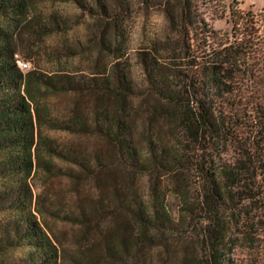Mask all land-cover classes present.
<instances>
[{
    "label": "trees",
    "instance_id": "trees-1",
    "mask_svg": "<svg viewBox=\"0 0 264 264\" xmlns=\"http://www.w3.org/2000/svg\"><path fill=\"white\" fill-rule=\"evenodd\" d=\"M197 3L0 0V264H264V9L220 3L217 17L229 29L215 30ZM44 4L73 5L102 23L87 27L84 44L76 40L57 55L66 61L97 52L90 73L18 67V40L74 26L56 9L43 12ZM139 7L162 11L167 31L131 48L126 26ZM56 95L90 96L96 105L90 114L76 105L58 118L47 102ZM52 131L103 137L111 165L130 183L113 185L107 205L97 204L124 220L70 255L44 224L59 211L33 185L41 177H74L55 160L87 166L47 135ZM141 176L151 184L147 201L132 188ZM81 207L64 221L87 229ZM9 250L20 253L5 263Z\"/></svg>",
    "mask_w": 264,
    "mask_h": 264
},
{
    "label": "rangeland",
    "instance_id": "rangeland-1",
    "mask_svg": "<svg viewBox=\"0 0 264 264\" xmlns=\"http://www.w3.org/2000/svg\"><path fill=\"white\" fill-rule=\"evenodd\" d=\"M236 1L240 10L256 13L264 9V0H198L200 12L206 22L215 30H227L229 26L225 19L217 17L219 4L229 6ZM45 5V4H44ZM43 12L58 10L62 16H67L74 21L72 29L64 34L45 37L29 42L26 38L20 41L19 54L17 55L18 62L27 64L24 72L30 70L53 72L58 70L63 71H87L90 73L93 58L97 53L91 51L88 57H78L74 60L59 61L58 54L62 53L63 47L66 45L76 44V40L84 44L86 40L82 35L91 24L99 26L100 21H92L85 14L73 5L64 4L58 6H40ZM227 15V14H226ZM126 29L129 32L131 48H136L141 42H144L149 37H163L167 31V26L162 11L149 10L146 11L143 7L137 8L133 17L127 23ZM264 34V27L262 29ZM76 46V45H75ZM32 47L34 49H32ZM101 63L104 60H100ZM131 75L135 83L141 82L142 74L139 66L132 57ZM19 66V65H18ZM51 114L58 118L69 117V112L73 106L78 105V109L84 114H90L96 105L90 96L76 95H56L47 100ZM47 135L57 139V142L65 148H69L76 154L83 155V160L86 162L87 170L82 171L78 166L70 167L63 161L55 160L56 165L60 167L62 172H66L69 168L72 169L74 177H66L57 175L54 177H41L34 181V193L42 194L54 204V209L59 211V217H44L46 230L51 233L60 243L64 251L70 255L75 254L79 245L88 241H99L107 236V227L116 226V222L120 223L124 220V216L120 215L114 218L108 214L106 208L97 206L98 203L107 205V201L103 198L108 193V190L113 185L124 187L127 176L124 177V172L117 165H111L113 152L110 144L103 137L95 133L86 134H69L66 132H48ZM96 154V155H95ZM3 180L0 179V188ZM133 190L139 194L143 200H149L151 184L147 177L141 176L134 179L132 184ZM103 199V202H100ZM82 203L81 210L90 219V225L87 229L84 226L69 221H64L66 213L76 209L78 203ZM171 204L173 201L170 200ZM96 205V209L92 206ZM79 210H76L78 212ZM94 212V213H93ZM4 215H0V221ZM64 218V219H61ZM116 221V222H115ZM10 255L1 258L5 263L14 262L20 251H7ZM67 264H73L71 259H68ZM89 264H113L107 262L91 261Z\"/></svg>",
    "mask_w": 264,
    "mask_h": 264
},
{
    "label": "built area",
    "instance_id": "built-area-1",
    "mask_svg": "<svg viewBox=\"0 0 264 264\" xmlns=\"http://www.w3.org/2000/svg\"><path fill=\"white\" fill-rule=\"evenodd\" d=\"M18 67L23 71L27 68V64L23 63V62H18Z\"/></svg>",
    "mask_w": 264,
    "mask_h": 264
}]
</instances>
